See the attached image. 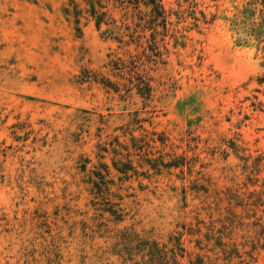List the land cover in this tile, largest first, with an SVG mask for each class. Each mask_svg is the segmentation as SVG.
Segmentation results:
<instances>
[{"label":"rangeland","instance_id":"374dc122","mask_svg":"<svg viewBox=\"0 0 264 264\" xmlns=\"http://www.w3.org/2000/svg\"><path fill=\"white\" fill-rule=\"evenodd\" d=\"M0 0V264H264V0Z\"/></svg>","mask_w":264,"mask_h":264},{"label":"trees","instance_id":"16d2710c","mask_svg":"<svg viewBox=\"0 0 264 264\" xmlns=\"http://www.w3.org/2000/svg\"><path fill=\"white\" fill-rule=\"evenodd\" d=\"M153 4H154V9L155 11L158 12V14H160V8H161V4H160V0H152Z\"/></svg>","mask_w":264,"mask_h":264}]
</instances>
